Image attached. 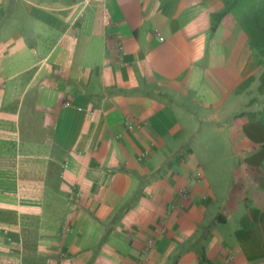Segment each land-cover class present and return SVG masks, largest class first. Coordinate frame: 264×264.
Returning <instances> with one entry per match:
<instances>
[{
    "label": "crops",
    "instance_id": "crops-1",
    "mask_svg": "<svg viewBox=\"0 0 264 264\" xmlns=\"http://www.w3.org/2000/svg\"><path fill=\"white\" fill-rule=\"evenodd\" d=\"M222 8L0 0V264H264V126L237 117L264 60ZM221 119L262 148L218 178L193 139Z\"/></svg>",
    "mask_w": 264,
    "mask_h": 264
},
{
    "label": "trees",
    "instance_id": "trees-1",
    "mask_svg": "<svg viewBox=\"0 0 264 264\" xmlns=\"http://www.w3.org/2000/svg\"><path fill=\"white\" fill-rule=\"evenodd\" d=\"M222 10L212 16L211 29L215 30L219 21L226 15H231L247 38L248 47L264 60V0H220ZM254 81L251 77L246 80L242 87H247ZM257 93L260 97L252 98L246 107L256 105L257 110L243 111L237 117H246L248 121L257 122L264 126V66L258 77ZM262 148L261 145L254 147L250 153ZM257 174L264 177V159ZM199 264H212L205 256L204 250L200 251Z\"/></svg>",
    "mask_w": 264,
    "mask_h": 264
},
{
    "label": "rangeland",
    "instance_id": "rangeland-1",
    "mask_svg": "<svg viewBox=\"0 0 264 264\" xmlns=\"http://www.w3.org/2000/svg\"><path fill=\"white\" fill-rule=\"evenodd\" d=\"M257 87L251 88L248 102L254 97L260 99ZM246 99L247 97H243V102ZM250 109L257 110L259 107L252 105ZM230 127L231 121L227 119L220 120L218 132L210 131L211 128L207 123L199 122L197 125L198 135L193 139L195 155L199 163H203L206 171H209V174L211 172L214 177L218 176L220 178L227 175L233 163L237 165L238 163L248 162L247 155L250 153L248 149L252 147V143L248 141V138L243 133H240L241 130L238 131L239 129ZM262 155H264V147L263 151L258 153L256 163L262 162ZM252 161L254 160L250 158V162Z\"/></svg>",
    "mask_w": 264,
    "mask_h": 264
},
{
    "label": "built area",
    "instance_id": "built-area-1",
    "mask_svg": "<svg viewBox=\"0 0 264 264\" xmlns=\"http://www.w3.org/2000/svg\"><path fill=\"white\" fill-rule=\"evenodd\" d=\"M162 40V39H161Z\"/></svg>",
    "mask_w": 264,
    "mask_h": 264
}]
</instances>
